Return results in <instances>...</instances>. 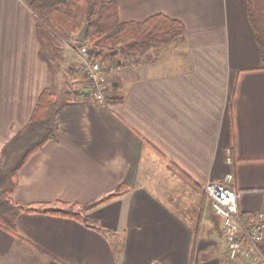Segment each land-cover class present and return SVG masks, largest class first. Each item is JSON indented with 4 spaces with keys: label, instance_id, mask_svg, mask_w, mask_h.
I'll return each mask as SVG.
<instances>
[{
    "label": "crops",
    "instance_id": "0c3cea01",
    "mask_svg": "<svg viewBox=\"0 0 264 264\" xmlns=\"http://www.w3.org/2000/svg\"><path fill=\"white\" fill-rule=\"evenodd\" d=\"M30 2L0 0V149L44 86H65L55 135L20 165L12 198L75 216L19 212L15 233L0 227V264H256L229 256L203 190L233 174L246 247L264 209V68L247 0H118L122 21L163 13L185 30L143 54L91 53L121 64L105 102L85 78L71 90L77 43L61 54L72 78L49 79Z\"/></svg>",
    "mask_w": 264,
    "mask_h": 264
},
{
    "label": "trees",
    "instance_id": "16d2710c",
    "mask_svg": "<svg viewBox=\"0 0 264 264\" xmlns=\"http://www.w3.org/2000/svg\"><path fill=\"white\" fill-rule=\"evenodd\" d=\"M30 7L36 18V33L41 45L39 55L46 61L43 47L48 36L44 22L57 33L74 38L87 23L82 45H87L91 53L122 51L128 55L143 54L169 43L185 30L181 20L163 13L140 21H122L118 0H31ZM247 14L260 52L259 67L264 68V0H247ZM56 110L55 93L50 85H46L39 93L27 123L16 130L0 149V227L9 232H16L15 219L21 211L75 216L68 210L48 205L18 204L12 198L20 165L54 137L58 128ZM99 201L86 204L84 208ZM64 204L67 206L66 202ZM84 221L91 222L89 215H84Z\"/></svg>",
    "mask_w": 264,
    "mask_h": 264
},
{
    "label": "built area",
    "instance_id": "2783aa9c",
    "mask_svg": "<svg viewBox=\"0 0 264 264\" xmlns=\"http://www.w3.org/2000/svg\"><path fill=\"white\" fill-rule=\"evenodd\" d=\"M79 50L84 57L81 61V69L89 85L90 94L96 101L105 102L107 75L110 71L119 68L121 64L106 65L97 61L91 56V52L85 44H81ZM228 161H230V157H228ZM232 180L231 172L227 173L223 180H209L203 186L204 193L221 220L229 256L233 258L244 252L256 264H264V254L259 247V243L264 241V209L255 212L254 218L245 232L249 243L244 247V234L238 225V196L232 185Z\"/></svg>",
    "mask_w": 264,
    "mask_h": 264
},
{
    "label": "rangeland",
    "instance_id": "374dc122",
    "mask_svg": "<svg viewBox=\"0 0 264 264\" xmlns=\"http://www.w3.org/2000/svg\"><path fill=\"white\" fill-rule=\"evenodd\" d=\"M44 29L46 30L47 36H48L47 39H44L46 41L45 45H44V53L46 55L47 63L51 67L48 76H49L50 80H52L53 78H56V80H58V81H56V83H57L56 86L58 87L59 85H61L60 81L65 80V75L68 76V80H69V77L72 78L71 75H69L67 73L65 74V72H63L61 70V67L63 68L64 66L66 67L67 65H69V66L72 65V63L70 61L68 62L67 60H64L67 63L63 62V58L61 56V54L63 53L62 48H66V47L69 49L74 48L75 43H76V39H73V37L70 38L68 36L61 35L60 33H57L46 22H44ZM68 39H71V40H68ZM75 52L81 58V61H82V59L84 57L82 56L80 50L76 49ZM58 54L60 55V57L58 56ZM58 60H60V61H58ZM60 64H61V67H60ZM77 64H78V62L76 64H74L75 74L73 77L74 78L80 77V80L79 81L74 80L72 82L73 83V86L71 88L72 91H74V89L78 87V82L83 81V78H85V75L81 69V62H80V65L78 67H77ZM78 71H80V73ZM61 89H62V86H61ZM61 89L58 90V92H57L58 95H56L57 93L55 94V99L58 98L59 95H61ZM63 89H65V86ZM52 91H53V89H52ZM65 96H66V94H65ZM79 208H81V207H79Z\"/></svg>",
    "mask_w": 264,
    "mask_h": 264
},
{
    "label": "water",
    "instance_id": "95a60500",
    "mask_svg": "<svg viewBox=\"0 0 264 264\" xmlns=\"http://www.w3.org/2000/svg\"><path fill=\"white\" fill-rule=\"evenodd\" d=\"M86 31H87V23H85L83 27L79 30V32L76 34V40L79 46L82 44L84 40Z\"/></svg>",
    "mask_w": 264,
    "mask_h": 264
}]
</instances>
